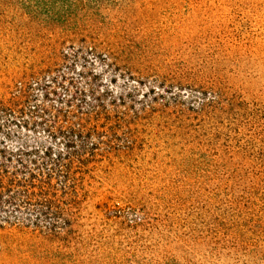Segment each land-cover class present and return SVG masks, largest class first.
<instances>
[{
	"label": "rangeland",
	"instance_id": "374dc122",
	"mask_svg": "<svg viewBox=\"0 0 264 264\" xmlns=\"http://www.w3.org/2000/svg\"><path fill=\"white\" fill-rule=\"evenodd\" d=\"M73 45L120 151L68 235L4 227L0 264H264V0H0V97Z\"/></svg>",
	"mask_w": 264,
	"mask_h": 264
},
{
	"label": "trees",
	"instance_id": "16d2710c",
	"mask_svg": "<svg viewBox=\"0 0 264 264\" xmlns=\"http://www.w3.org/2000/svg\"><path fill=\"white\" fill-rule=\"evenodd\" d=\"M80 49L93 48L59 50L0 97V131L6 125L0 137V229L31 230L48 239L68 235L91 173L120 151L123 97L82 73L77 82L62 72L79 59Z\"/></svg>",
	"mask_w": 264,
	"mask_h": 264
}]
</instances>
